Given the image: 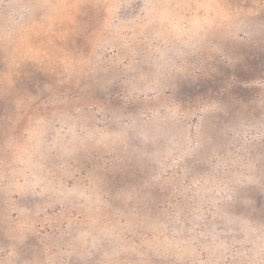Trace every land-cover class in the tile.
<instances>
[{
    "label": "rangeland",
    "instance_id": "374dc122",
    "mask_svg": "<svg viewBox=\"0 0 264 264\" xmlns=\"http://www.w3.org/2000/svg\"><path fill=\"white\" fill-rule=\"evenodd\" d=\"M0 264H264V0H0Z\"/></svg>",
    "mask_w": 264,
    "mask_h": 264
}]
</instances>
